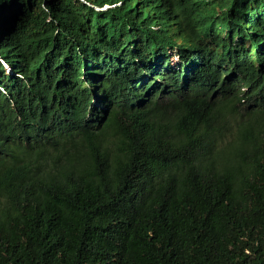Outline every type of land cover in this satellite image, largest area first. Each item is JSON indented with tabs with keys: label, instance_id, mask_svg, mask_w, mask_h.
<instances>
[{
	"label": "trees",
	"instance_id": "16d2710c",
	"mask_svg": "<svg viewBox=\"0 0 264 264\" xmlns=\"http://www.w3.org/2000/svg\"><path fill=\"white\" fill-rule=\"evenodd\" d=\"M0 264H264V0H0Z\"/></svg>",
	"mask_w": 264,
	"mask_h": 264
}]
</instances>
